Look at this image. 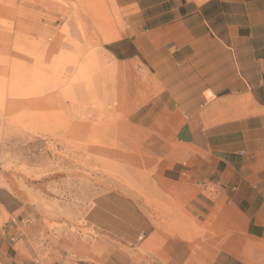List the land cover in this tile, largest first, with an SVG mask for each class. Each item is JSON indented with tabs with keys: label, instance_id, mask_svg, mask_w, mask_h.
<instances>
[{
	"label": "crops",
	"instance_id": "crops-1",
	"mask_svg": "<svg viewBox=\"0 0 264 264\" xmlns=\"http://www.w3.org/2000/svg\"><path fill=\"white\" fill-rule=\"evenodd\" d=\"M113 5L125 26L105 55L150 86L130 116L146 198L98 196L92 234L52 251L30 244L22 200L0 190V264H264V0Z\"/></svg>",
	"mask_w": 264,
	"mask_h": 264
},
{
	"label": "rangeland",
	"instance_id": "rangeland-1",
	"mask_svg": "<svg viewBox=\"0 0 264 264\" xmlns=\"http://www.w3.org/2000/svg\"><path fill=\"white\" fill-rule=\"evenodd\" d=\"M124 26L113 0H0V190L22 200L31 245L86 239L104 193L146 198L130 116L150 86L103 50Z\"/></svg>",
	"mask_w": 264,
	"mask_h": 264
},
{
	"label": "bare ground",
	"instance_id": "bare-ground-1",
	"mask_svg": "<svg viewBox=\"0 0 264 264\" xmlns=\"http://www.w3.org/2000/svg\"><path fill=\"white\" fill-rule=\"evenodd\" d=\"M111 41V40H110Z\"/></svg>",
	"mask_w": 264,
	"mask_h": 264
}]
</instances>
